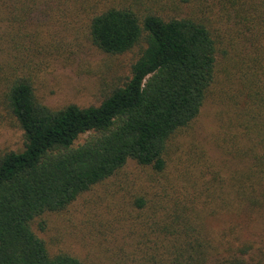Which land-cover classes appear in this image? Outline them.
<instances>
[{
	"label": "trees",
	"instance_id": "16d2710c",
	"mask_svg": "<svg viewBox=\"0 0 264 264\" xmlns=\"http://www.w3.org/2000/svg\"><path fill=\"white\" fill-rule=\"evenodd\" d=\"M79 14L90 16L97 50L135 56L98 105L51 108L25 72L29 56L14 52L43 48V27L30 28L35 17L53 23ZM206 103L219 108L220 156L240 167L224 177L203 151H188L179 183L134 200L141 212L133 225L169 242L157 264H205L207 216L264 215V0H0V106L24 140L21 151L0 156V264H83L52 253L34 222L129 162L164 173L171 142Z\"/></svg>",
	"mask_w": 264,
	"mask_h": 264
},
{
	"label": "rangeland",
	"instance_id": "374dc122",
	"mask_svg": "<svg viewBox=\"0 0 264 264\" xmlns=\"http://www.w3.org/2000/svg\"><path fill=\"white\" fill-rule=\"evenodd\" d=\"M179 5L178 15L184 17V4ZM89 17L79 14L53 23L47 17H35L30 28L43 27L38 31V42L43 48L29 45L28 51H36L28 54L26 47L14 52L19 58L22 55L18 53L29 56L23 62L28 66L21 64L18 68H24L33 78L38 99L48 107L98 105L108 86L129 72L135 53L109 57L97 50L89 39ZM217 111L219 108L206 103L192 128L173 139L164 173L156 174L150 167L129 162L115 176L78 197L66 210L42 216L32 225L34 232L52 253H67L83 264H157L163 253H168L169 242L166 245L149 230L143 233L133 225L141 212L134 200L156 199L162 187L179 183L188 151H203L207 164L221 169L224 177L240 167L224 160L218 152ZM23 142L22 131L0 106V156L21 151ZM187 166L196 174L197 168L190 163ZM205 218V240L212 247L205 264H227L234 259L243 260L244 264H264V215L243 212L238 216ZM243 246L251 249L242 254L238 249ZM163 248L167 250L157 251Z\"/></svg>",
	"mask_w": 264,
	"mask_h": 264
}]
</instances>
